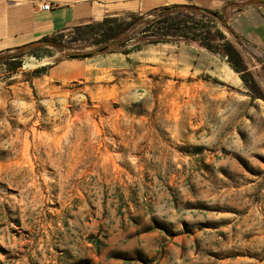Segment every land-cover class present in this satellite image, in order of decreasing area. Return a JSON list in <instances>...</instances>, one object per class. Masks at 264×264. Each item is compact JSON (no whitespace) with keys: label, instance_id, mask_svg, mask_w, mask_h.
Segmentation results:
<instances>
[{"label":"rangeland","instance_id":"1","mask_svg":"<svg viewBox=\"0 0 264 264\" xmlns=\"http://www.w3.org/2000/svg\"><path fill=\"white\" fill-rule=\"evenodd\" d=\"M196 9L1 54L0 264H264V66Z\"/></svg>","mask_w":264,"mask_h":264},{"label":"crops","instance_id":"2","mask_svg":"<svg viewBox=\"0 0 264 264\" xmlns=\"http://www.w3.org/2000/svg\"><path fill=\"white\" fill-rule=\"evenodd\" d=\"M44 3L52 9L41 10ZM173 6H191L219 13L237 46L258 55L264 66V0H0V53L105 18L147 14ZM103 264H125L123 259ZM99 261V260H98Z\"/></svg>","mask_w":264,"mask_h":264},{"label":"trees","instance_id":"3","mask_svg":"<svg viewBox=\"0 0 264 264\" xmlns=\"http://www.w3.org/2000/svg\"><path fill=\"white\" fill-rule=\"evenodd\" d=\"M183 9H187V6H173V7H166L159 10H156L154 12H150L147 14H128V17H110L105 18L104 20L100 22H94L91 24H85L74 27V31L77 35L75 37V41L81 40L79 37H81L86 31L90 30L94 32V30H100L102 31V34H100L103 38H105L106 42H109L111 40H120L119 45L121 47H124L128 45V43L133 39L131 36H129V31L132 29H135L137 25V21L144 20L147 17L155 16V18L149 19L147 21V26L141 30L142 34L147 35V33H150V36H144L143 40L144 43L140 44L138 46H135L134 48L123 50L125 54H129L133 50H141L145 45L149 44H161V43H170L174 41L179 35L176 34V27H175V20L174 19H165L166 16H170L172 14L177 13L178 11H181ZM198 12L203 14H208L216 18H221L220 14L214 11L204 10V9H196ZM65 30L61 32H57L53 35L45 36L42 39L32 42L30 44L18 47L16 49H10L6 50L0 53V61L3 60L5 57L1 56L4 52H9L16 50L21 53L20 56H24V54L28 51H31L35 48H41L43 46H52L56 47L62 50H65L64 45V34ZM99 35V33H95ZM123 37V38H122ZM182 37L189 38L187 35H183ZM190 39V38H189ZM107 45L105 48H102L99 50L100 52H107L109 50H112L113 46ZM204 47L207 48L209 51L213 52V47L210 45H205ZM226 53L228 55V61L231 65V67L238 73H248V68L243 60V57L240 53V51L237 49V47L231 43L226 42ZM255 85V84H254ZM255 88H257L255 86Z\"/></svg>","mask_w":264,"mask_h":264},{"label":"built area","instance_id":"4","mask_svg":"<svg viewBox=\"0 0 264 264\" xmlns=\"http://www.w3.org/2000/svg\"><path fill=\"white\" fill-rule=\"evenodd\" d=\"M52 9V5L50 3H44L42 6H41V10H45V11H48Z\"/></svg>","mask_w":264,"mask_h":264}]
</instances>
